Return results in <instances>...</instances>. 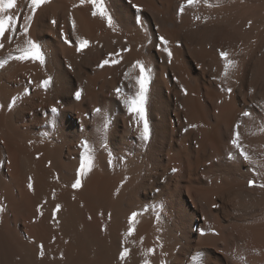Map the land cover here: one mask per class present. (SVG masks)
<instances>
[{"label":"bare ground","instance_id":"6f19581e","mask_svg":"<svg viewBox=\"0 0 264 264\" xmlns=\"http://www.w3.org/2000/svg\"><path fill=\"white\" fill-rule=\"evenodd\" d=\"M28 27L0 39V264H264V0H47Z\"/></svg>","mask_w":264,"mask_h":264},{"label":"snow or ice","instance_id":"6c2138e0","mask_svg":"<svg viewBox=\"0 0 264 264\" xmlns=\"http://www.w3.org/2000/svg\"><path fill=\"white\" fill-rule=\"evenodd\" d=\"M47 2V0H28V10L31 13V15H27L24 16L23 13H20V15L24 18L25 20V24L23 26H18L16 24L13 23V17L12 16H6L5 19H0V39H12L11 37H6L5 33L13 28H18V27H22L23 33L24 35H28L29 33V27L28 25H30L33 21V16L37 13V9H39L43 4H45ZM91 3L95 4L96 0H90ZM187 3L189 5H191L192 3H194V0H187ZM17 7V0H0V13H7L10 10H14ZM184 11V6L181 5L179 12L182 13ZM93 16L96 15V12L93 11ZM53 24H56V21L53 20L52 21ZM109 23H111V18L109 17ZM252 21H248V24L251 25ZM7 25V27H6ZM73 28H75V24L73 22ZM61 36L62 38H64V42L65 43H70V37L65 36V34L63 32H61ZM160 40V45H163L162 51L167 53V55L169 56V59L171 60L172 57V52L169 50V48L167 47L169 41L166 40L164 37H159ZM28 44H29V48L27 50L24 51V54L21 55L20 57H18L19 60L21 61H26V60H31L33 62L38 61L41 65H44L45 63V57L44 54L41 52L40 49V45H38L37 43L33 42L31 39L28 40ZM160 45H157V47H160ZM88 46V41L83 40L80 41L78 46L76 47V51L80 52L82 49L86 48ZM4 44L0 43V48H3ZM127 49H125L126 51ZM219 51V55L221 57V59H225L227 60V63L224 65L225 68V74L227 72V69L229 67V65L234 64V61L229 60L228 59V52L223 51V50H218ZM110 61L109 60H104L102 61V63L99 65L100 67H104L105 65L109 64ZM111 63H119V61L117 60H112ZM133 67H139L140 68V75L137 78V84L139 85L138 91L136 92V96L135 99H132L130 101H128L130 107L128 109L129 113L135 114L136 116H138L139 121H141L143 123V131L141 133V137L143 139V141L147 142L150 139V129H149V124H148V120L146 118V111H145V102L147 99V93H148V85H147V79L145 77L144 74V67L142 65L139 64V62H137L136 64L133 65ZM127 75V73H126ZM49 80H43L41 82V86L42 87H47V85L49 84ZM117 93H119L120 89L117 88L115 90ZM227 91L229 93L232 92L231 88H228ZM76 98L78 99L80 97V92L77 91L75 93ZM14 103V101H13ZM7 107L9 109H11L13 107V104L10 103L7 105ZM98 111V109H97ZM52 113L57 112V108L53 107L51 109ZM249 112L245 111L242 113L243 116L247 117L249 116ZM231 144L237 148L240 151V155L247 160L248 156L247 154L244 152L243 148L241 147L240 143H239V134L238 133H234L233 138L231 139ZM231 153H229V159H231ZM109 163H111V161H109ZM91 170V162H89L88 165V169H85L84 163L83 161H81L80 167L77 169V173H76V177H75V182L72 183V188L73 189H79L81 187V179L80 177L84 176L87 174V171ZM171 171L173 173H175L177 171L176 168L171 169ZM248 184L250 187L256 186V187H260V188H264V183L261 184H256V182L254 180H249ZM28 189L32 190L33 189V184L31 183V177H29V183H28ZM83 206V205H82ZM215 207V205L213 206ZM0 211H3V208H0ZM60 211V205L57 204L55 209L52 212L53 218L56 217V214ZM37 212L40 213V215H43L42 210L38 207L37 208ZM111 214H109L110 216ZM135 217V213H133V218ZM89 219H91V217H89ZM132 229L129 228V234H131ZM40 249H43V245L39 246ZM41 257L44 255L43 251L40 252ZM128 255V250L124 249L123 251H121L119 253V259L124 260L125 257Z\"/></svg>","mask_w":264,"mask_h":264}]
</instances>
